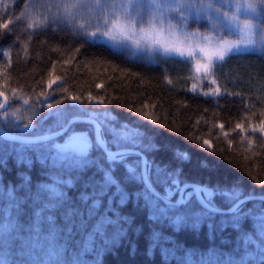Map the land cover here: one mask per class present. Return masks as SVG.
I'll return each instance as SVG.
<instances>
[{
  "label": "trees",
  "instance_id": "obj_1",
  "mask_svg": "<svg viewBox=\"0 0 264 264\" xmlns=\"http://www.w3.org/2000/svg\"><path fill=\"white\" fill-rule=\"evenodd\" d=\"M48 1L0 0V92L10 100L0 122L7 130L41 135L90 115L102 124L111 149L147 154L153 184L170 199L185 183L200 184L208 201L223 208L237 201L234 189L240 198L264 195V134L252 131L264 121V47L257 43L218 62L210 75L215 83L210 76L200 81L194 70L190 79L171 69L173 58L150 62L84 36L81 18L53 22L57 9L48 11ZM40 13L49 16L48 26L29 28ZM257 21L264 27V19ZM190 26L206 33L212 21L195 19ZM213 34L238 37L221 27ZM76 128L94 136L91 125ZM121 128L138 132L139 144L114 145V130ZM239 209L211 213L193 189L182 206L166 205L145 186L140 156L111 160L95 140L90 156L78 157L59 153L55 141L18 144L0 137V259L7 264H57L47 255L50 232L66 260L78 252L84 264H229L242 258L259 264L264 202ZM10 223L14 227H6Z\"/></svg>",
  "mask_w": 264,
  "mask_h": 264
},
{
  "label": "snow or ice",
  "instance_id": "obj_2",
  "mask_svg": "<svg viewBox=\"0 0 264 264\" xmlns=\"http://www.w3.org/2000/svg\"><path fill=\"white\" fill-rule=\"evenodd\" d=\"M217 2L223 4L225 0H217ZM51 7L52 5L48 6V11H51ZM55 7L57 11L52 14L51 20L67 23H72L77 11L95 9L105 27L102 31L99 27L95 31H85L82 33L84 36L93 38L94 41L100 37L116 45H131L135 51L144 48L149 53L162 52L165 55L184 58L189 65L190 72L194 69L195 73H203L205 79L211 75L216 62L223 61L234 50L239 51L242 46L244 48L255 47L257 43L264 47V27L254 23L255 18L264 17V0H243V2L235 0L234 3L228 4L230 9L234 8L231 15L228 12H222L219 7L214 8L212 0H208L207 3L205 0H60ZM169 13H177L178 16L173 17ZM24 15L21 13L17 19L23 18ZM189 16L196 20L209 17L212 21L211 30L206 33L188 31L186 25ZM48 23L49 16L40 13L39 18L29 23L28 27L44 28L48 26ZM3 27L7 28L8 24L5 23ZM78 27L83 29L85 25L79 24ZM217 27L226 28L229 31L235 28L243 37H258L259 39H248L247 42L243 39L226 40L213 34ZM118 50L123 51L124 49ZM189 78L195 79V76L192 75ZM211 82L215 83V80ZM195 89L196 85L193 84V91ZM214 91L216 95L220 94L218 88ZM202 94L207 96L212 93ZM3 95V92H0V96ZM7 102V97H5L4 102L0 103V109L5 108ZM23 103L27 104L28 100H23ZM30 126L31 122L24 127L29 128ZM236 127L244 131L241 124H237ZM258 130L264 134V121H261L259 128H252L253 132ZM0 134H3L2 130ZM204 143L208 144V141L205 140ZM80 151H83V147ZM64 159L70 160V157L65 156ZM231 194L235 200L240 199L238 189H234ZM8 195L10 201L14 199L11 189ZM10 206L15 207L14 204ZM239 211L240 209H237V212ZM261 219L264 220V217ZM8 226L14 227L11 223L6 225ZM102 226L103 223L97 227V232ZM261 236L264 237V224L261 225ZM47 238L53 242L47 254L49 259L55 257L57 264H84L78 252H74L66 260L64 258L66 249L62 245L55 244V236L52 232ZM258 256L259 264H264V239L261 240ZM0 262L7 264L3 259H0ZM229 264H244V259L230 261Z\"/></svg>",
  "mask_w": 264,
  "mask_h": 264
},
{
  "label": "water",
  "instance_id": "obj_3",
  "mask_svg": "<svg viewBox=\"0 0 264 264\" xmlns=\"http://www.w3.org/2000/svg\"><path fill=\"white\" fill-rule=\"evenodd\" d=\"M5 97H7L5 94L3 96H0V100L3 103L5 100ZM7 104L5 108L0 109V114L7 111L10 108V100L7 97ZM76 124H89L92 125L94 128V134H95V140L98 144V146L104 151V153L111 159L114 160L118 157H123L127 155H138L141 157V173L142 178L145 186L147 189L158 199L162 200L165 204L170 206H177L180 207L185 203V194L188 189H193L196 199L200 206H202L204 209L208 210L211 213L215 214H234L237 212V209H239L244 204L251 202V201H263L264 202V195H248L241 197L239 200L236 201V203L229 207V208H223L218 207L216 205H213L211 202L208 201V199L205 197L203 193L202 186L200 184L196 183H185L182 185L179 196L176 200L169 199L164 194L158 190L155 185L153 184L150 173H149V158L146 153H144L142 150L138 148L133 147H124L119 149H111L108 143L105 140L104 133H103V126L100 123V121L92 116H74L69 119L67 124L62 127L59 130L41 134V135H25V134H19L14 133L9 130H7L2 123L0 122V130H2L3 134H0V137L4 140L12 143H18V144H43L50 141L58 140L59 138L66 135L71 128ZM83 147V151H80V148ZM57 149L61 154H69L74 153L78 157H88L91 153L90 148L83 142H75V141H69L64 143H57ZM130 170L132 171V167H130ZM228 193V192H227ZM229 194V193H228Z\"/></svg>",
  "mask_w": 264,
  "mask_h": 264
},
{
  "label": "rangeland",
  "instance_id": "obj_4",
  "mask_svg": "<svg viewBox=\"0 0 264 264\" xmlns=\"http://www.w3.org/2000/svg\"><path fill=\"white\" fill-rule=\"evenodd\" d=\"M59 2H60V0H56V1L55 0H49L48 4H47V10H48V6L49 5H52L51 10H56L55 5L57 3H59ZM207 2H208V0H205V3H207ZM234 2H235V0H225V2L223 4H221V3H218L217 0H212L214 8L215 7H219L222 12H228L230 15L234 11V8L230 9L228 7V4L229 3H234ZM241 2H243V0H241ZM169 15L173 16V17H177L178 16L177 13H169ZM75 17H78V18L82 19L81 24L85 25V27L82 29L84 32L85 31H95L98 27L102 31L104 29V27H105L103 22H102V20L99 19L98 13H97V11L95 9H92L91 11L83 10V9L79 10V11L76 12ZM205 18L210 19L209 17H205ZM241 18H243V16ZM261 19H264V17L255 18L254 19V23L259 24L257 20H261ZM193 20H195L193 17H191V16L188 17L186 27H187V30L190 31V32L191 31H195L192 28V26H190V23ZM231 30H233L238 35V37L236 39H233V40L243 39L245 42H247L248 39H257V40L259 39L258 37H243L238 32V30H236L235 28H233ZM96 39H99L101 42H104L105 44H107L108 46H110L111 48H113L115 50L123 48L124 52H128V53L132 54L133 57H139L141 59H146V60H148L150 62L151 61L152 62L165 61L166 58H173L171 60L172 63H171L170 67H171V69L174 72H177L178 74H181V75H183V73H184L185 76H187V75L190 76L191 75L190 74V70H189V65H188L186 59H184V58H180V57H177L175 55H171V56L165 55L162 52L149 53L144 48H142L140 51H135L132 48L131 45H127V46L116 45L112 41H109V40H106V39L100 38V37H97ZM256 47H257V45H256ZM253 48L254 47L244 48L242 46L239 51H235L234 50L233 52L229 53L226 57H228L229 55L235 54V53H244V52L250 51ZM168 60H170V59H168ZM218 62H221V61H218ZM218 62H216V64ZM196 75H197V77L199 78L200 81H202V80L205 81V78L203 77V73H196ZM211 75H212V73H211ZM210 78L212 80L211 76L209 77V79ZM91 132H92V130L89 129V128H81V129L76 128V130L72 129L71 132L68 133V135L66 134L67 136L65 137V139H63V141H60V143L69 142V141L83 142L90 148V150L92 152V146H93L94 140H95L94 139L95 138L94 129H93V135L94 136H92ZM114 132L118 135V136L117 135H113L114 138L112 139V143H114V145H116V146L120 145V144L121 145H126V146L128 144H135V145L139 144V142L137 141V138L139 137V134H138V132H136L134 130H130V129H127V128H121V129L114 130ZM123 147H125V146H123ZM127 156H129V155H127ZM127 156H123L122 158H125ZM132 169H133V167H132ZM129 170H130V167H129ZM59 182H62V181L59 180V179H56V184L59 183ZM52 189L54 191L58 192V193L62 192V190L57 188L56 186H53Z\"/></svg>",
  "mask_w": 264,
  "mask_h": 264
}]
</instances>
